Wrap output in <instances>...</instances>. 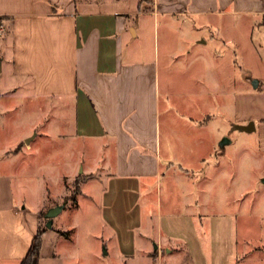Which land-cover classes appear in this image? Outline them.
Returning a JSON list of instances; mask_svg holds the SVG:
<instances>
[{
	"label": "crops",
	"instance_id": "1",
	"mask_svg": "<svg viewBox=\"0 0 264 264\" xmlns=\"http://www.w3.org/2000/svg\"><path fill=\"white\" fill-rule=\"evenodd\" d=\"M239 12L264 15V0H0L3 58L17 81L7 89L29 90V104L37 111L25 145L15 143L10 151L11 171L0 166V264L21 263L42 215L54 208L48 207L47 194L63 199L66 182L76 180H82L80 193L90 181L100 186L102 217L122 264H165L166 257L190 252L194 241L203 249L194 228L180 225L193 216L168 212L174 207L170 200L162 212L163 194L172 197L180 185L190 207L198 202L195 187L201 183L204 194L210 190L211 167L219 176L216 185L225 188L223 155L236 143L229 134L234 124L255 123L250 134L264 159V112L242 110L245 101L264 99V86L259 81L249 89L236 61L241 30L251 37L255 23L213 18ZM210 28L225 35L235 55L227 66L208 70L213 76L205 74L206 61L227 55H205L195 46L214 42ZM161 32L169 44L161 45ZM195 74H202L196 80L204 89L220 94L188 93ZM179 75H186L183 98L174 92L180 89ZM197 106L203 110L195 111ZM211 106H230L234 113L217 123L222 114L206 109ZM222 138L230 142L217 147ZM52 140H59V156L70 167L58 176L56 191L42 176L35 194L37 178L26 170L36 163L42 143ZM84 146L90 158L75 162ZM198 170H203L198 181L174 179L194 177ZM155 202H161V211L151 207ZM61 231L47 229L42 256L46 250L58 256Z\"/></svg>",
	"mask_w": 264,
	"mask_h": 264
},
{
	"label": "rangeland",
	"instance_id": "2",
	"mask_svg": "<svg viewBox=\"0 0 264 264\" xmlns=\"http://www.w3.org/2000/svg\"><path fill=\"white\" fill-rule=\"evenodd\" d=\"M213 18L253 21L255 23L251 37L246 34V28L241 30L242 34L239 35L238 39L240 48L236 53V61L241 77L244 81L249 82V89L253 87L255 80L261 81L263 87L264 15H247L244 12H239ZM210 32L215 37L214 42L209 47L196 44V49L205 55L208 52H211L212 55L215 52L219 54L223 52L227 57L220 58L217 62L214 60L216 58L211 56L205 65L207 76H213V73H208V70L217 69L219 64L227 66V62L231 60L230 55L235 56L232 43L227 41L223 33H220L217 28H210ZM2 36L0 31V166L1 170L5 172L12 167L14 155L10 151L18 144L25 145L28 134L31 132L30 122L37 115V111L29 104V102H33L29 90L7 89L8 85L17 87V81L13 78L8 64L3 58L4 43L1 39ZM160 36L161 45L169 44V39L164 38L163 32L160 33ZM191 36L195 38L196 35L191 33ZM185 76L179 75L177 76L178 80L175 81L180 86L179 90L174 91L178 98H183L182 93H186L181 88L184 79H186ZM195 77L194 81H187L194 87L193 90H187L188 93L194 96L203 93L216 96L220 94L215 89H204L205 85L196 80L198 77H202V74H195ZM194 109L195 111L203 110V107L197 106ZM206 109L216 113L219 110V108L212 106ZM242 110L252 114L264 112L263 97L262 99L254 98L245 101ZM219 111L222 116L217 118V123L220 118L223 120L225 116L232 117L234 113L230 106L221 107ZM52 116L56 117L54 113ZM54 119L57 121V117ZM229 134L235 136L236 143L232 147L228 145V151L225 156L223 155L226 173L220 178L226 181L225 188H219L216 185L219 176L217 171L211 167L208 171L211 181V186L208 188L210 190L204 194L201 183L198 188L195 187V191L199 192L196 195L198 202L195 201L190 207L187 206L184 188L180 185L174 187L172 197L167 192L163 194L164 207L162 212H167L168 207L164 203L167 205L170 200L174 207L169 208L168 212L171 209L172 213L176 215L193 216V221L184 220L180 225L184 227L186 223L189 228H194L196 234H194V239L197 236L203 243V249L199 251L197 243L191 242L190 252H182L176 257H166L164 259L165 264H264V159L258 152L257 142L252 134L235 130L234 125L230 127ZM15 143L18 144L14 146ZM81 143L86 144L83 141ZM219 143L217 147H220ZM39 149L41 151L35 158L37 159L36 163L30 167V172L28 167L26 170L27 175L29 173L37 178V182L32 185L31 189L35 194H38L39 180L41 181L42 176H45L49 184L52 185L51 189L56 191L58 188L54 183L64 169V171L68 170L70 164L62 161L59 156V140H52L49 145L42 143ZM64 149H62L63 155L70 156L69 152L67 153V150L64 151ZM82 156L90 158L85 146L81 151L77 150L75 162ZM38 159L44 162V173L43 171L40 173L38 170L42 167ZM213 160V157L208 158V162ZM79 171L81 170L79 169ZM202 171L198 170L193 173L194 177L183 175L174 179H182L183 182L190 179L198 181ZM82 174L84 173L82 172ZM163 181L165 182L166 178ZM26 189L30 198V187ZM76 190L75 182L70 181L69 183L66 182V186H64L63 199H53L47 194L48 207L62 205L64 209L51 219L52 226L68 232L69 236L61 234L62 241L56 246L58 256H50L49 250H46L43 256L41 255L39 264H122L115 251L114 237L102 217L100 186L93 180L83 186L81 193H76ZM90 192L93 194V198L90 197ZM74 197H76V201L78 197V202L73 200ZM155 199L156 192L151 197L152 201ZM160 204L161 202L159 205L152 203L151 207L158 210L157 207L160 208ZM28 205L33 204L29 202ZM47 212L44 213L45 216L43 214L40 222L49 221L46 218Z\"/></svg>",
	"mask_w": 264,
	"mask_h": 264
},
{
	"label": "trees",
	"instance_id": "3",
	"mask_svg": "<svg viewBox=\"0 0 264 264\" xmlns=\"http://www.w3.org/2000/svg\"><path fill=\"white\" fill-rule=\"evenodd\" d=\"M146 0H141V2H144ZM81 182L82 180H76L75 186H76V193H79L81 190ZM74 201H76V197L73 198ZM43 216V215H42ZM45 216V214H44ZM47 222H40L37 234L35 235L32 244L26 253V255L21 260L20 264H39L40 258H41V250H42V243H43V235L47 231ZM62 235L69 236L68 232L61 231Z\"/></svg>",
	"mask_w": 264,
	"mask_h": 264
},
{
	"label": "water",
	"instance_id": "4",
	"mask_svg": "<svg viewBox=\"0 0 264 264\" xmlns=\"http://www.w3.org/2000/svg\"><path fill=\"white\" fill-rule=\"evenodd\" d=\"M259 85V81L255 80L253 81V86L255 88H257ZM234 129L240 130V131H244V132H253L256 127H255V123L253 121L249 122L246 125H239V124H234ZM230 142V140L228 138H223L222 141L220 142V146H225L226 144H228ZM63 210V206H56L54 208H51L47 214H46V218L49 220L47 222V228H52V221L51 219L56 217L58 214H60Z\"/></svg>",
	"mask_w": 264,
	"mask_h": 264
}]
</instances>
